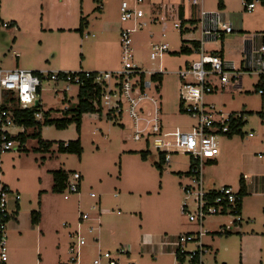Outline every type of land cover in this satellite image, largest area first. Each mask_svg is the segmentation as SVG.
<instances>
[{
    "label": "rangeland",
    "instance_id": "374dc122",
    "mask_svg": "<svg viewBox=\"0 0 264 264\" xmlns=\"http://www.w3.org/2000/svg\"><path fill=\"white\" fill-rule=\"evenodd\" d=\"M121 1L132 4L134 0H103L102 10L98 0H0V70L12 71L16 63H26L30 72L104 73L109 72L102 70H107L108 62H112L111 72L118 71L119 31L129 26L119 19ZM149 1L152 3L143 0L138 7L144 16L139 22L144 26L132 35L134 63L145 71L162 68L158 103L164 129L188 131L193 120L178 113L176 72L183 69L185 62L196 60L195 54L188 57L179 54V49L182 41H192L198 34L194 31L180 35L172 24L181 20H162L163 13L153 12ZM180 2L189 6L188 0ZM202 2L204 10L217 9L218 0ZM224 3L233 33L207 48L223 46L224 57L239 67L236 51L242 50L245 40L257 35L261 38L256 43L264 44V8L258 4L245 13L241 0ZM187 10L185 21L194 20L197 14ZM81 19L84 24L80 32ZM11 22L16 25L9 27ZM150 43L167 44L168 53L160 61L150 62ZM19 69L23 70L20 65ZM93 69L96 71H90ZM259 81L243 74L239 90L229 84L205 98L224 119L232 113L242 114L245 123L241 135L217 139V163L204 165V188L226 186L237 192L245 174L248 192L241 203L244 211H240V224L231 227L232 217L205 220L199 244L205 252L200 264H239L241 256L247 264H264V94L257 93V89L264 88L255 86ZM63 90L62 84L41 81L37 98L41 113L49 112L57 120L64 110L75 105L78 89L69 88L65 96ZM3 101L2 96L0 104ZM95 115L82 116L79 134L75 125L61 132L54 126L42 129V139L53 146L58 141L79 139L80 156L54 150L38 152L36 141L31 139L27 140L26 150L17 149L15 142L10 151L0 152V185L12 191L6 211L15 210V189L20 205V226H13V219L5 224L6 264L66 263L69 244L75 243L71 236L76 231L81 264H91L98 253H109L117 264H188L187 260L176 261L174 247L167 244L196 229L180 214L188 157L173 154L168 164L158 167L154 150L131 140L132 124L126 113L120 119H99ZM17 132L10 130L12 134ZM51 171H62L68 176L78 173L80 198L79 192L69 194L66 189L58 194L51 192ZM33 211L38 222L32 227ZM82 215L95 221L81 220ZM97 231L99 246L95 240ZM196 246L188 243L185 251L192 252Z\"/></svg>",
    "mask_w": 264,
    "mask_h": 264
},
{
    "label": "built area",
    "instance_id": "2783aa9c",
    "mask_svg": "<svg viewBox=\"0 0 264 264\" xmlns=\"http://www.w3.org/2000/svg\"><path fill=\"white\" fill-rule=\"evenodd\" d=\"M201 1L188 0L191 7L198 8L194 21L172 24V28L179 34L194 31L198 34V39L193 40L197 46L192 50L197 56L196 60L184 65L183 69L176 72L178 113L193 120L188 131H181L177 127L173 130L164 129L158 103L159 87L164 74L162 68L159 66V69L145 71L134 63L132 35L144 26L139 22L144 16L138 8L143 0H134L132 4L121 1L119 5L120 22L129 26L122 27L119 31L120 69L118 71L99 73L79 70L35 74L22 69L0 70V97L4 92L11 93L20 110L34 107L43 79L56 85L62 84L64 86L62 94L67 93L71 87L79 88L85 82L91 81L93 85L99 87L98 99L94 107L100 112L101 117L120 119L123 113H126L132 124L131 140L142 143L146 148H152L156 153L157 162L162 158L163 164H168L171 155L178 153L188 157L186 183L181 187L184 200L180 206V214L196 229L179 235L167 243L174 247L175 260L177 255H182L188 264L194 257L197 258L196 264H200L201 256L205 252L202 249L203 246L199 244L204 236L203 225L206 219L232 217L231 227L242 221L237 206L238 191L234 192L226 186L205 189L203 184L204 165L218 155L217 139L227 137L231 133L230 122L239 116L230 114L224 119L219 111H215L212 104L205 101V98L229 84L239 90L243 74L264 80V44L262 41L256 43L257 36L249 38L248 47L244 46L238 51L241 55L239 67H236L233 61L208 50V45L218 41L221 43L226 35L232 34L233 28L221 11L204 10ZM258 4L260 5L258 0H252L250 3L241 0L242 10L245 13H250ZM3 26L6 27V25ZM149 48L150 62L160 61L168 53V46L165 43H150ZM157 78H160V81ZM257 93L262 95L264 90L258 89ZM34 118L39 121L41 114H35ZM119 125L123 126L122 123ZM11 127H16L11 113L2 112L0 132L9 134L8 129ZM15 142L17 146L14 145ZM14 146L17 149L22 148L18 141H2L0 152L10 151ZM80 181V175L73 172L70 176L67 175L64 189L69 194H77L80 190ZM9 194V190L0 185V264L6 262L5 224L10 217V213L6 211ZM90 197L93 195L91 194ZM81 220H88V217L82 215ZM71 238L75 239V243L69 244L68 259L63 264H81L78 232H74ZM188 243H196V249L192 252L185 251ZM122 252L124 251L121 250L120 253ZM102 262L117 264V260L109 253H98L91 264Z\"/></svg>",
    "mask_w": 264,
    "mask_h": 264
},
{
    "label": "trees",
    "instance_id": "16d2710c",
    "mask_svg": "<svg viewBox=\"0 0 264 264\" xmlns=\"http://www.w3.org/2000/svg\"><path fill=\"white\" fill-rule=\"evenodd\" d=\"M99 1V0H98ZM247 3H250L252 0H244ZM260 3V6L264 8V0H258ZM83 20H80L79 23V30L81 32V26H82ZM7 27V26H6ZM194 46L193 48H196V43L194 41L191 42ZM189 53V51H187ZM186 50L184 48L180 49L179 54H187ZM36 72L35 74H37ZM160 81V78H157ZM256 87L260 86L261 88H264V81L260 80L258 84L255 85ZM77 94H76V103L75 105L67 110H64L62 112L63 116L61 119H51L50 113L45 112L41 113L39 109V104L37 106H34L28 110H20L18 108V105L16 101L13 99V95L11 93L5 92L3 96V103L0 104V114L2 112H10L12 115V119L14 124L17 127H22L24 130L31 129L32 133L29 138L36 140L37 142V149L41 152H47L51 146V142H43L40 139V131L43 127H50L54 126L57 130H65L68 126L75 125L76 133L79 134L80 132V125H81V119L82 116L85 114H98V117H101V114L99 111H97L94 107V103L97 102L98 99V91L99 87L98 85H93L91 81H87L82 85L81 87L77 88ZM258 90V89H257ZM264 94V93H263ZM39 103V102H38ZM35 114H41V119L39 121H36L34 116ZM232 115H238L239 117L236 119H232L230 124L231 133L227 136L228 138H231L233 135H241V128L244 125V117L242 114H236L232 113ZM231 119V118H230ZM24 136V132L17 135H10L6 133L0 132V144L2 141H18L20 145L22 146L26 140ZM56 151L60 154H68V155H76L80 156L82 153V149L80 146V140H74V141H68V142H58L56 143ZM144 158V156H142ZM208 163V162H207ZM158 167H160V164H163L162 158H160L159 162H157ZM67 178V174L62 171H54L52 172V189L51 192L58 194L61 193L64 190L65 181ZM239 200L237 201V206L240 210L241 208V199L243 197L244 193V185L240 180V188H239ZM35 216H37L36 213H31V223L35 224ZM9 221V219L6 220V223ZM176 260L179 263H182L184 261V257L182 255H177ZM197 258L194 257L193 260L190 261L189 264H196Z\"/></svg>",
    "mask_w": 264,
    "mask_h": 264
},
{
    "label": "crops",
    "instance_id": "0c3cea01",
    "mask_svg": "<svg viewBox=\"0 0 264 264\" xmlns=\"http://www.w3.org/2000/svg\"><path fill=\"white\" fill-rule=\"evenodd\" d=\"M201 3H202V6H203V2L201 1ZM189 4V3H188ZM148 5H150L151 6V8H153V12H155V13H157V14H161V13H163V16H162V20H170V19H178V20H181V22L182 23H185L186 21H185V18H186V16H187V9H189V11H192L193 13H194V15H196L197 14V11H198V8L197 7H191L190 5L187 7L186 5L187 4H184V2H180V0H152V3L149 1V3H148ZM217 9L216 10H219V11H221L222 13H223V15H224V17H225V19L230 23V18H229V16H226V14L224 13V11H225V3H224V0H218V3H217ZM102 7H103V0H99V10H102ZM196 19V18H195ZM194 19V20H195ZM155 20V19H154ZM194 20H191V19H189V20H187L189 23H191V21H194ZM231 24V23H230ZM4 25V24H3ZM12 25L14 26V25H16L15 24V22H11L10 23V25H8L9 27H12ZM7 26V27H8ZM55 29H57V27H55ZM188 33H191V32H186V33H183V34H188ZM180 35H182V34H180ZM253 36H257V35H253ZM225 38V37H224ZM260 38L261 37H259V36H257V40L259 39L260 40ZM196 39H198V37L196 38ZM246 39H248V38H246ZM262 39H263V37H262ZM187 40H192V39H187ZM193 40H195V39H193ZM192 40V41H193ZM192 41H182L181 43H182V45L180 46V49H182V48H184L185 50H186V52L187 51H189V53L187 52V54H185V56H188V57H191V55L193 54V44L191 43ZM246 42H245V44L243 45V46H245V47H248V42H247V40H245ZM222 45V44H221ZM180 49H179V52H180ZM208 50H211V51H214L213 53H215V54H218L219 56H221V57H224V50H223V46H221L220 47V50H219V48L218 49H215V48H211V49H208ZM217 50H219V51H217ZM236 53H237V55H239V57L241 56L240 54H239V52L238 51H236ZM12 54H14L15 55V58L16 59H18L19 58V55L18 54H16V53H12ZM184 55V54H183ZM193 56V55H192ZM196 58V57H195ZM224 58H226V57H224ZM227 59V58H226ZM239 62H240V60H239ZM189 62H185V64L184 65H187ZM19 65H20V67L21 68H23V70H27V71H29V69L31 68V67H28V65H26V63H16V69H19ZM43 66V65H42ZM108 69L107 70H102V71H109V72H111L113 69H114V64H112V62H108ZM28 68V69H27ZM112 69V70H111ZM90 71H96V69H93V70H90ZM33 73H36V72H33ZM162 81V80H161ZM5 93V92H4ZM3 93V94H4ZM63 96H65V94H63ZM39 104V103H38ZM40 107V106H39ZM43 113H45V112H43ZM91 115H95V114H91ZM95 117H96V115H95ZM51 118V117H50ZM99 118V117H98ZM52 119V118H51ZM99 119H101V117L99 118ZM43 128H45V127H43ZM42 128V129H43ZM42 129H41V131H40V139H41V141H43V142H48V141H44L43 139H42V135H41V132H42ZM10 130H18V132L17 133H15V134H12V133H10ZM27 131H30V132H27ZM61 131H65V130H61ZM60 131V132H61ZM24 132V136L25 137H28V136H30L31 135V133H32V130L31 129H26V130H24L23 128H21V127H19V128H16V127H11V128H9L8 129V133L10 134V135H12V136H14V135H17V134H21V133H23ZM26 132V133H25ZM226 138H228V137H226ZM28 139H31V138H26V140H25V142H24V144L22 145V149L23 150H26V144H27V140ZM229 139V138H228ZM31 140H33V139H31ZM34 141H36V140H34ZM74 141V140H73ZM58 142H64V141H58ZM68 142V141H67ZM55 143V142H54ZM57 143V142H56ZM37 142H36V149H37ZM35 149V150H36ZM49 150H51L52 152H53V150L54 151H56L57 149H56V145H52L51 146V148L49 149ZM48 150V151H49ZM38 151V150H37ZM47 151V152H48ZM38 152H41V151H38ZM57 152V151H56ZM217 158V157H216ZM216 158H214L213 160H211V161H209L208 163H207V165H213V164H216L217 163V160H216ZM52 172H54V171H51L50 172V175H51V178H52ZM241 182L243 183V185H244V195H243V197H242V199H241V203H242V200H243V198H244V196L245 195H247V192H248V187L245 185V181L247 180V177H246V175L245 174H243L242 175V177H241ZM52 185H53V183H52ZM3 186H5V185H3ZM8 190H9V192L10 193H12V191H10V189L7 187V186H5ZM81 188H82V185L80 184V190H79V193L77 194L78 195V198H80V196H81ZM240 188V187H239ZM51 189H52V186H51ZM15 192H16V196H15V201H14V208H15V210H13L11 213H10V217H9V220L10 219H13L14 220V225L13 226H15L16 228H18L19 226H20V222H19V218H20V205H19V192L15 189L14 190ZM239 191V190H238ZM241 205V204H240ZM240 211H242V214H243V211H244V209L242 210V205H241V208H240ZM31 213H36L35 211H33V212H31ZM31 213H30V224H31V226L32 225H37V222H38V216H35V224H32L31 223ZM11 214H14L13 216H11ZM86 221H89V222H94L95 221V219H93V218H89L88 220H86ZM33 227V226H32ZM98 239H99V232L97 231V237L95 238V240L97 241V245L99 246V243H98ZM243 239L244 238H241V241H243ZM150 244L151 245H153V242H152V239H150ZM247 262V260L245 259V258H243L242 256H241V259H240V263L239 264H247L246 263ZM7 263V260H6V262L5 263H3V264H6ZM253 264H255V263H253ZM257 264H260V262L258 261L257 262Z\"/></svg>",
    "mask_w": 264,
    "mask_h": 264
},
{
    "label": "water",
    "instance_id": "95a60500",
    "mask_svg": "<svg viewBox=\"0 0 264 264\" xmlns=\"http://www.w3.org/2000/svg\"><path fill=\"white\" fill-rule=\"evenodd\" d=\"M37 105H38V101H35L34 106H37Z\"/></svg>",
    "mask_w": 264,
    "mask_h": 264
}]
</instances>
